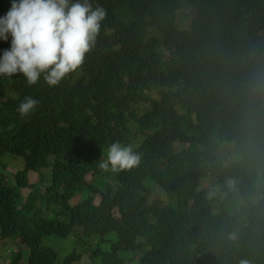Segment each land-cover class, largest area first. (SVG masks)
Returning <instances> with one entry per match:
<instances>
[{
  "label": "trees",
  "instance_id": "obj_1",
  "mask_svg": "<svg viewBox=\"0 0 264 264\" xmlns=\"http://www.w3.org/2000/svg\"><path fill=\"white\" fill-rule=\"evenodd\" d=\"M12 2L0 0V18ZM89 3L107 17L77 71L56 86L0 76V163L17 164L14 184L0 170L2 238L25 245L27 264L81 257L56 262L52 234L97 239L91 264H264V0ZM10 46L0 39V56ZM25 97L39 104L22 118ZM113 142L140 165L100 169ZM152 184L167 203L147 201Z\"/></svg>",
  "mask_w": 264,
  "mask_h": 264
},
{
  "label": "clouds",
  "instance_id": "obj_2",
  "mask_svg": "<svg viewBox=\"0 0 264 264\" xmlns=\"http://www.w3.org/2000/svg\"><path fill=\"white\" fill-rule=\"evenodd\" d=\"M107 10L89 0H13L11 8L0 18V39L11 36V46L0 56V76L22 74L29 85L36 84L41 76L49 86L58 85L68 74L77 71L96 44ZM39 101L25 97L18 105L20 116L34 111ZM264 138V133H263ZM183 147L181 140L175 151ZM142 155L131 144L113 142L98 164L102 170L113 172L138 167ZM227 185L234 181L229 179ZM160 193H164L163 200ZM147 194V201L168 202L170 196L162 188ZM214 192H209L211 198ZM109 236V235H108ZM107 236V237H108ZM2 237V236H1ZM234 238V237H230ZM240 264H248L241 260Z\"/></svg>",
  "mask_w": 264,
  "mask_h": 264
},
{
  "label": "rangeland",
  "instance_id": "obj_3",
  "mask_svg": "<svg viewBox=\"0 0 264 264\" xmlns=\"http://www.w3.org/2000/svg\"><path fill=\"white\" fill-rule=\"evenodd\" d=\"M4 163H7V165H3L0 163V170L9 178V183H15V180L13 178L15 172L17 171V164L15 161H9L7 158L2 159ZM21 163V160L19 161ZM21 166V165H20ZM19 166V167H20ZM18 167V168H19ZM41 172L44 174L45 178L49 177L51 174V167H46L41 170ZM28 180L30 183H35L38 181V172L30 170L28 172ZM94 176L89 173L86 178L87 180L92 179ZM101 178V176L98 177V179ZM156 188L157 185L152 184L151 190H152V197L156 196ZM30 188H22L21 192L22 195L25 197L27 196ZM88 195L87 190L84 188L77 192L72 198H70V203L74 204L77 203L78 200L82 197H86ZM160 196L162 197L163 200H166L164 193H160ZM94 202L97 203L99 202L100 198L98 195L94 194ZM132 233V232H131ZM94 236V235H93ZM123 237L125 241H133L136 239L131 234H127L125 231L123 232ZM73 239V240H72ZM43 243L47 246H50L54 248L55 250L58 251V259H62L64 255H68L73 249L75 250L76 253H80L81 257L77 258L70 264H91L92 259L89 256L90 253L93 251H96L99 248H102L101 246H98V240L93 238V237H88L87 239H79L76 237L70 236V238L66 239H60L56 235H47L43 239ZM21 251L22 252V264H27V251L25 250V245H20V242L17 239H3L0 235V263L2 264H10L11 263V256L10 254L13 252ZM131 254L129 251H121L120 254H118V258H125L127 260L128 256ZM63 256V257H62ZM99 258V257H98ZM62 261L60 262V264ZM56 264V263H55Z\"/></svg>",
  "mask_w": 264,
  "mask_h": 264
}]
</instances>
